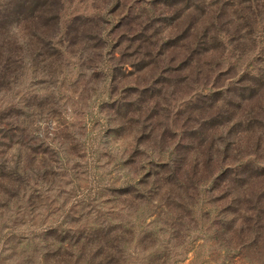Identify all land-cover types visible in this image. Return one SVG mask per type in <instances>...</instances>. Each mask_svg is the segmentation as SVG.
<instances>
[{"label":"trees","instance_id":"1","mask_svg":"<svg viewBox=\"0 0 264 264\" xmlns=\"http://www.w3.org/2000/svg\"><path fill=\"white\" fill-rule=\"evenodd\" d=\"M128 1L137 11L131 8L117 28L134 34L130 42L142 60L133 67L144 71L163 63L162 70L177 77L155 83L161 86L158 94L139 96V105H111L120 117L111 131L142 123L138 141L151 144L156 154L145 165L153 171L113 190L116 198L132 199L129 212L137 214L139 205L156 197L155 208L169 218L164 224L173 231L168 243L179 246L195 223L193 212L203 194L214 196L211 204L230 203L222 214L239 222L231 231L212 222V228H221L220 240H236L239 254L247 250L264 261V0H116L119 6ZM141 4L150 10L136 7ZM63 9V0H0V92L9 91L29 63L54 76L66 56L78 53L85 63L100 64L102 73L111 34L102 17H77L63 31ZM117 71L110 68L112 92L121 78ZM21 117L16 108L0 111V216L26 192L23 184L32 182L27 201L17 205L11 219L20 229L33 228L40 199L35 190L40 181L34 180L37 152L30 146V124L24 127ZM49 177L55 172H45L43 180L51 183ZM150 185L154 196L145 191ZM65 226L22 237L18 245L24 251L35 244L23 264H127L133 245L162 247L156 233L139 231L132 221L97 218L90 225L87 219ZM150 254L147 264H166L169 258L167 250Z\"/></svg>","mask_w":264,"mask_h":264},{"label":"rangeland","instance_id":"2","mask_svg":"<svg viewBox=\"0 0 264 264\" xmlns=\"http://www.w3.org/2000/svg\"><path fill=\"white\" fill-rule=\"evenodd\" d=\"M63 4V31L77 17H102L111 33L107 52L104 53L107 62L101 73V65L85 63L80 60L84 58L82 54L68 55L55 67V72L58 70L59 74L57 72L54 76H48V71L40 67L31 68L29 63L10 90L0 92V111L16 108L22 113L20 121L24 127L30 124L28 137L31 148L36 149L35 166L39 170L34 180L40 181V187L35 189L40 199L35 205L37 217L33 228L27 225L20 229L11 223V219L16 218L15 212L20 203L27 201L25 194L29 196L32 182L23 184L26 192L22 191L19 199L0 216V264L29 261L27 257L33 255L35 244H32V249L24 251L18 245L22 237L31 239L48 227L62 230L66 223L78 220L84 223L89 219L90 225L97 218L132 221L137 227L135 229L158 235L156 243L162 246L161 249L151 248L150 244H143L141 249L133 245L127 264H147L150 253L160 250L169 252L166 264H264L247 250L242 249L244 254H239L236 240L222 242L217 234L221 228L211 227L212 222L220 223L229 226L231 231L232 224H239L234 223L236 218L233 214H222L221 209L230 203L223 208L221 203L213 206L214 196L203 194L201 204L193 212L195 223L188 225L190 230L185 232L188 235L178 246L174 241L168 243L173 231L169 224H164L169 218L156 210V197L147 205H139L137 214L132 210L134 214L129 212L132 199L116 198L113 190L134 185L142 174L153 171L154 167L145 165L152 158L156 159V154L151 144L138 141L143 133L142 123L125 126L119 133L111 131L120 123V117L114 114L111 105L124 102L139 105V96L149 98L152 94H158L161 86L154 84L161 79L175 78L177 74L165 73L163 63L144 71L133 67L142 60L136 56V48L130 42L134 34L117 28L131 8L133 13L137 11V8L129 7L132 2L119 6L116 0H63ZM136 7L150 10L146 4ZM112 66L118 67L117 75L121 77L114 85L113 92ZM107 73L110 75L106 76ZM144 91L148 92L143 95ZM179 107L178 102L175 111ZM135 151L139 155L134 165ZM25 153L28 150L24 148L21 150L22 160H26ZM48 171L55 172L56 177H49L51 183L43 180ZM145 191H151L154 196V186L150 185ZM150 213L155 216L146 220ZM148 246L145 253L143 250Z\"/></svg>","mask_w":264,"mask_h":264}]
</instances>
